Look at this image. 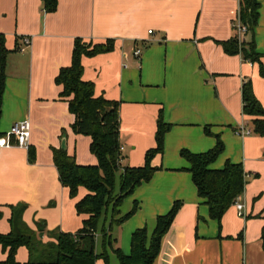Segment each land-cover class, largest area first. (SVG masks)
<instances>
[{"label": "crops", "instance_id": "crops-1", "mask_svg": "<svg viewBox=\"0 0 264 264\" xmlns=\"http://www.w3.org/2000/svg\"><path fill=\"white\" fill-rule=\"evenodd\" d=\"M256 1L253 42L264 67V0ZM238 9V0H58L56 10L46 12L41 0H0V33L9 50L0 138L15 122L27 120L30 128L26 146L12 139V145L0 147V233L9 232L10 206L19 204L26 206L22 220L43 242L52 239L50 231L74 233L81 227L84 216L74 205L86 190L68 197L53 150L64 138L66 152L78 163L94 164L96 158L90 137L72 131L74 116L55 76L70 64L75 38L111 39L112 51L82 56V78L94 84L95 96L119 103L122 165H142L146 150L155 146L158 118L170 124L162 153L151 161L160 169L125 199L138 201V209L116 227V245L129 253L132 232L153 227L155 217L180 200L152 264H264V134L236 133L241 125L252 129V117L242 110L241 86L250 80L264 107V77L258 63L222 47L223 41H240ZM250 38L249 32L241 37ZM217 138L223 150L210 167L241 163L245 180L220 224L209 217L180 155L182 149L206 152ZM235 203L243 205L241 214ZM5 257L0 245V261ZM28 257L24 246L17 249L20 264Z\"/></svg>", "mask_w": 264, "mask_h": 264}, {"label": "trees", "instance_id": "trees-1", "mask_svg": "<svg viewBox=\"0 0 264 264\" xmlns=\"http://www.w3.org/2000/svg\"><path fill=\"white\" fill-rule=\"evenodd\" d=\"M41 2L46 12H53L58 0ZM257 8L256 0H239V19L247 26L251 38L244 45H239L237 39L223 41L222 47L226 53H241L246 60L258 63L259 73L264 77L261 55L255 51L253 42ZM113 48L111 39H107L105 43H91L77 37L70 64L61 67L55 76V83L61 86L60 96L67 101L68 110L74 116L71 129L75 134L90 137L89 151L96 158L94 164H82L62 148L53 150V162L59 181L67 188L69 195L76 196L80 187L86 190L74 205L77 214L84 216L82 226L74 233L50 231L52 239L43 242L22 220L26 206H10V230L6 234L0 233V245L6 253L0 264H20L15 254L21 246L28 250L29 256L23 264H96L97 260L110 264L111 254L118 264H152L158 255L161 239L182 206V201H174L166 213L157 215L152 228L144 225L135 229L131 234L129 253H124L116 245L114 231L138 209V201L133 200L130 208L122 212L121 206L125 199L160 169L152 165L151 161L156 154L162 153L164 134L170 124L158 118L155 146L146 150L142 165H122L124 156L120 151L119 141V103L101 95L95 96L94 84L82 78V56H95L110 52ZM8 53L5 37L0 33V112ZM241 97L243 113L252 117L251 132L263 135L264 107L255 96L250 80L242 84ZM222 150L223 144L217 138L215 146L206 152L191 153L187 149L180 151V155L189 163L188 171L198 196L208 206L209 217L216 219L219 224L223 214L245 186L241 163L226 161L222 168L210 167ZM1 215L0 211V218ZM97 233L101 238L99 252H96ZM262 239L264 245V228Z\"/></svg>", "mask_w": 264, "mask_h": 264}, {"label": "built area", "instance_id": "built-area-1", "mask_svg": "<svg viewBox=\"0 0 264 264\" xmlns=\"http://www.w3.org/2000/svg\"><path fill=\"white\" fill-rule=\"evenodd\" d=\"M239 1V0H238ZM235 28L239 36V40H242L241 37L244 36L245 33H247V26L243 24L240 19L239 15H237ZM152 30H148V33H151ZM26 43L28 41L26 40ZM141 53V49H137L134 51V55L139 56ZM29 122L27 120L18 121L12 124L9 131L7 132L5 137L0 138V147H7L12 145V141L14 140V144L19 146H26L28 142L29 137ZM237 134H249L251 133V130L245 126L241 125L237 130ZM13 139V140H12ZM123 150V147L120 146V151ZM235 206L238 210V213L241 214V210L243 205L241 203H235Z\"/></svg>", "mask_w": 264, "mask_h": 264}, {"label": "rangeland", "instance_id": "rangeland-1", "mask_svg": "<svg viewBox=\"0 0 264 264\" xmlns=\"http://www.w3.org/2000/svg\"><path fill=\"white\" fill-rule=\"evenodd\" d=\"M249 40H240L238 42L239 45H244V44H247ZM250 128V127H249ZM251 129V128H250ZM83 188L81 187L79 191V193L76 194V196H70L69 193H68V197L71 199V198H76L77 196H79L81 193L80 191L82 190ZM78 200V199H77ZM131 203V202H130ZM130 203L126 202V200L123 202V205L121 206V210L122 212H125L127 210V208L130 206ZM80 218V224L82 226V220H83V217L82 216H79ZM149 225L150 224H153L151 223L150 221H148ZM100 225H101V222H100ZM149 228H152V227H149ZM78 230V229H77ZM76 230V231H77ZM118 231V230H117ZM96 250L99 252L101 249H100V246H101V238H100V235L97 233V237H96ZM110 264H118L115 256L113 254L110 255Z\"/></svg>", "mask_w": 264, "mask_h": 264}, {"label": "water", "instance_id": "water-1", "mask_svg": "<svg viewBox=\"0 0 264 264\" xmlns=\"http://www.w3.org/2000/svg\"><path fill=\"white\" fill-rule=\"evenodd\" d=\"M65 140H64V138H62V140H61V148L63 149V150H65Z\"/></svg>", "mask_w": 264, "mask_h": 264}]
</instances>
